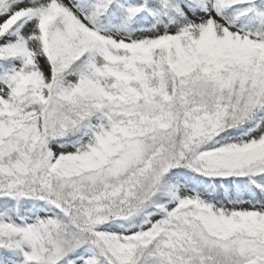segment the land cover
Here are the masks:
<instances>
[{
    "label": "snow or ice",
    "instance_id": "6c2138e0",
    "mask_svg": "<svg viewBox=\"0 0 264 264\" xmlns=\"http://www.w3.org/2000/svg\"><path fill=\"white\" fill-rule=\"evenodd\" d=\"M0 264H264V0H0Z\"/></svg>",
    "mask_w": 264,
    "mask_h": 264
}]
</instances>
